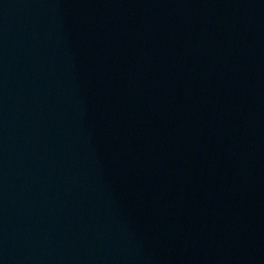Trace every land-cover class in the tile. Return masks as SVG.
<instances>
[{
    "label": "water",
    "instance_id": "1",
    "mask_svg": "<svg viewBox=\"0 0 264 264\" xmlns=\"http://www.w3.org/2000/svg\"><path fill=\"white\" fill-rule=\"evenodd\" d=\"M0 264H264V0H0Z\"/></svg>",
    "mask_w": 264,
    "mask_h": 264
}]
</instances>
